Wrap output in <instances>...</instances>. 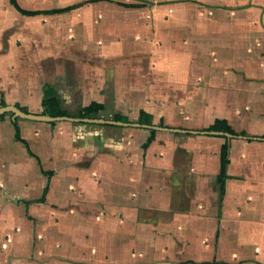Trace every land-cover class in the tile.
I'll use <instances>...</instances> for the list:
<instances>
[{
  "label": "crops",
  "instance_id": "crops-1",
  "mask_svg": "<svg viewBox=\"0 0 264 264\" xmlns=\"http://www.w3.org/2000/svg\"><path fill=\"white\" fill-rule=\"evenodd\" d=\"M96 1L0 0V108L42 114L52 86L69 112L98 101L105 113L117 62L127 76L121 94L143 101L135 118L45 120L58 136L44 137L42 162L27 135L36 127L31 117L0 113V222L15 199L46 203L58 187L49 188L48 178L34 197L35 183L64 167L62 189L75 181L89 198L121 207L135 229L130 238L149 239L146 247L158 251L153 264H264V0H176L168 11L154 9L155 21L121 25L100 22ZM101 1L123 5L105 15L138 9L150 16L146 1ZM183 1L202 8L177 4ZM137 27L146 31L133 34ZM144 66L150 70L138 77L127 74ZM217 118L239 134L208 130ZM115 124L124 127L121 138L113 136ZM46 188V201H38Z\"/></svg>",
  "mask_w": 264,
  "mask_h": 264
},
{
  "label": "rangeland",
  "instance_id": "rangeland-1",
  "mask_svg": "<svg viewBox=\"0 0 264 264\" xmlns=\"http://www.w3.org/2000/svg\"><path fill=\"white\" fill-rule=\"evenodd\" d=\"M126 1L149 2L147 4L148 8H151L149 10L150 16L138 13V9L124 11L123 15H119L117 12L112 16L107 15L108 13L105 15L104 12L108 9L120 8L123 5L100 0L94 2L99 10L97 18L100 22H105L107 19L109 22H114L115 25H121V22L138 24L139 19L146 18L155 21L154 9L166 8L168 11V8L172 6V3L168 2H176V0ZM177 4L192 10L202 8L201 4L189 1ZM150 28L153 29V27ZM162 28H166L163 33H168L169 36L173 34L170 25L169 27L168 25L162 26ZM144 31H146L144 27H137L132 33L139 34L144 33ZM153 32V30H148L152 36ZM185 36L186 32L182 31L181 39L185 40ZM121 66L117 62L113 71L115 93L113 98L109 96L111 101L107 103V111L94 114V117L88 118L114 121L115 112L128 113L131 118H135L136 111L143 101L139 96L137 98L132 96L129 100L121 94L123 83L119 85L121 83L119 80L127 77L123 69H118ZM144 68L150 70L148 66H144L139 68L138 72L135 67H131L127 74L138 77L143 73L141 69ZM139 81L140 78L135 79V82ZM71 114L73 116L70 117H77V111H71ZM16 118L20 120L24 116L17 115ZM29 119V122L36 126L28 129L29 134L27 135L31 141L30 145L42 162L43 159L48 158V154L44 150V137L51 135L56 138L58 134L55 131L56 128H48V122L45 120ZM58 124L57 121L56 125ZM122 126L120 124L113 126L116 130L113 133L114 138L122 137L124 128ZM120 149L122 148L120 147ZM54 158L55 156L52 155V161ZM65 170L62 167L60 172H56L57 174H45L46 176L44 175L41 183H35L34 197L41 195L48 178L49 181L51 179L49 188L58 187L53 192H48L46 203L34 202L27 205L15 199L17 204L13 203L11 206L4 207V217L7 216L8 218L4 222H0V230L6 228V230L0 231L2 234V238H0V264H153L160 261V255L158 251H155L156 248L146 247L149 244V239L140 240L141 242L138 243V239L130 238L132 230L135 229L133 225L124 222L121 207L119 209L114 206L111 207L106 202L92 199L91 196L90 199L81 189H75V181L70 184L69 191L62 189L64 184L61 174ZM64 195L67 197L66 200L63 199ZM146 250L147 252H145ZM185 257L180 255L179 259H185Z\"/></svg>",
  "mask_w": 264,
  "mask_h": 264
},
{
  "label": "trees",
  "instance_id": "trees-1",
  "mask_svg": "<svg viewBox=\"0 0 264 264\" xmlns=\"http://www.w3.org/2000/svg\"><path fill=\"white\" fill-rule=\"evenodd\" d=\"M125 5H127V6H140L137 3H126ZM3 105H6L5 100H3ZM103 108H104L103 103L98 102V101H93L89 105L79 109L77 111L76 116L79 118H82V119L92 117L94 114L98 113ZM8 113L14 114V112L9 111V112L3 113L2 116L6 115ZM42 114H48L51 116H73L71 114V112H69L68 110H66L62 107L61 100H60L59 96L56 94L55 89L52 86L46 87L45 96L43 99ZM146 117H149L148 114L146 112H143V115H142L143 119L142 120L147 121L148 118H146ZM116 119L125 120L126 118L121 116V115H118V116H116ZM15 126L17 129V137L21 139L20 125L17 123V119L15 120ZM207 129L208 130H216V131H225V132H230L232 134H239L231 126L229 121L225 118H217L216 121L211 126H209ZM243 134H245V132H243ZM154 137H155V133L153 132V134L150 136L146 145H149L150 142L154 139ZM229 155H230V141L228 140L223 145V148H222V169H221L220 179L222 182L223 192L225 191V179L228 177L227 168H228V164L230 162ZM47 192H48V189L46 188L43 197L38 199V201L44 202Z\"/></svg>",
  "mask_w": 264,
  "mask_h": 264
},
{
  "label": "water",
  "instance_id": "water-1",
  "mask_svg": "<svg viewBox=\"0 0 264 264\" xmlns=\"http://www.w3.org/2000/svg\"><path fill=\"white\" fill-rule=\"evenodd\" d=\"M9 111H13L16 116L21 115V116H27V117L41 119V120H56V119H62V118L69 117V116H51L48 114H30V113H27L21 110L20 108L16 106H6L3 108H0V113H5ZM84 119H87V118H84Z\"/></svg>",
  "mask_w": 264,
  "mask_h": 264
}]
</instances>
